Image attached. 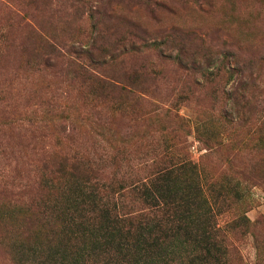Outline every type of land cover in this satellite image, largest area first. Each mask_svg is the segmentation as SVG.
<instances>
[{
    "label": "rangeland",
    "instance_id": "374dc122",
    "mask_svg": "<svg viewBox=\"0 0 264 264\" xmlns=\"http://www.w3.org/2000/svg\"><path fill=\"white\" fill-rule=\"evenodd\" d=\"M38 35L70 52L124 39V63L105 67L139 73L143 101L121 103L61 63L46 69ZM65 154L109 176L143 178L161 157L197 168L228 256L264 264V0H0V264L67 258L55 212L39 213L72 195L54 168ZM37 235L28 253L24 237Z\"/></svg>",
    "mask_w": 264,
    "mask_h": 264
},
{
    "label": "trees",
    "instance_id": "16d2710c",
    "mask_svg": "<svg viewBox=\"0 0 264 264\" xmlns=\"http://www.w3.org/2000/svg\"><path fill=\"white\" fill-rule=\"evenodd\" d=\"M124 41L70 52L55 39L38 35L42 50L38 61L46 69L60 63L68 66L97 90L119 97L121 103L142 102L137 93L143 95L144 90L134 85L139 73L110 72L105 67L124 61L122 54L128 51ZM107 57L110 63L105 61ZM56 159L54 168L63 182L62 190L67 192L68 177L72 195L54 205L51 212L39 213L45 219L55 212L48 223L62 227L61 235L67 236V258L60 264H241V259L228 256L229 237L216 224L197 168L166 165L161 157L151 175L138 179L133 168L109 176L90 156L72 164L66 154ZM235 174L236 178L246 175ZM180 179L184 184L177 191L173 185ZM189 185L193 187L191 196L186 194ZM232 192L240 194L236 188ZM39 236L24 237L28 253H38Z\"/></svg>",
    "mask_w": 264,
    "mask_h": 264
}]
</instances>
